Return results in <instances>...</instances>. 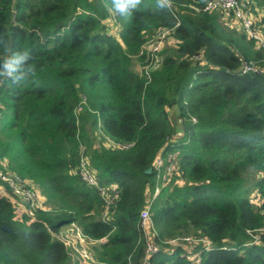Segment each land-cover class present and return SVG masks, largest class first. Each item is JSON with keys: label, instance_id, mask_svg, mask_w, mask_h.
<instances>
[{"label": "trees", "instance_id": "obj_1", "mask_svg": "<svg viewBox=\"0 0 264 264\" xmlns=\"http://www.w3.org/2000/svg\"><path fill=\"white\" fill-rule=\"evenodd\" d=\"M206 1L142 0L124 18L111 0H0V64L27 50L36 72L20 84L0 78V169L32 181L45 206L18 218L0 194V264H81L54 235L72 222L95 240L100 264H140L139 214L161 149L177 152L184 182L151 204L156 240L194 231L212 249L199 263L181 247L160 251L154 264H264V47L232 11L192 8ZM249 1L264 10V0ZM256 24L264 37V16ZM160 26L174 27L172 41L148 79L140 52ZM243 61L254 69L241 73ZM81 148L99 182L119 186L110 220L75 173Z\"/></svg>", "mask_w": 264, "mask_h": 264}, {"label": "built area", "instance_id": "obj_2", "mask_svg": "<svg viewBox=\"0 0 264 264\" xmlns=\"http://www.w3.org/2000/svg\"><path fill=\"white\" fill-rule=\"evenodd\" d=\"M169 6V5H167ZM196 11L202 10L205 12H213L222 10L225 12H233V20L240 23L241 28L245 31L247 38L253 39L257 47H264V37L261 33L259 22L261 8L252 5L249 0H207L202 6H192ZM254 9L255 11H253ZM174 27L160 26L158 27L152 38L147 40L142 46L140 54L144 55L142 69L144 75L150 79L151 71L157 69L161 65L160 51L172 41ZM253 63L243 61L241 73L253 70ZM81 109L80 104L76 111ZM195 122V118H192ZM172 122V121H171ZM179 122L181 120L179 119ZM173 124V122H172ZM179 125H175L178 129ZM178 133H181L178 131ZM178 137L175 135L173 140ZM168 142H170L168 140ZM115 147L127 149L131 143H114ZM161 149L151 164L152 177L146 186V191H151V195L146 199L145 206L139 214L138 226L142 232L144 239L143 254L140 264H154L153 257L160 251L172 252L177 247L183 249L182 255L186 256L193 262L201 261V253L212 249L211 242L208 238L196 235H181L171 238H166L160 242L156 240L158 232L153 224L150 207L153 200L158 197L164 188H171L174 184H182L184 181L179 177L177 152H163ZM75 173H78L82 182L96 189L99 197L103 201V212L101 219L103 221L110 220L112 211L117 207V201L120 195V189L117 183L102 184L99 182L95 173L91 169L86 155L83 153V148L80 150L78 165ZM0 194L8 198L14 206V209H19L24 206L29 207V210L34 208L44 209L42 197L38 189L32 184L22 179L19 175L11 171L5 172L0 169ZM257 196V195H255ZM252 202V201H251ZM255 204H258L254 202ZM68 249L69 255L76 256V259L81 264H100L90 251V246L95 243V240L85 235L82 229L74 222L64 228L55 235ZM254 242L258 240V235H254ZM104 240V239H102ZM197 245L200 247L196 248Z\"/></svg>", "mask_w": 264, "mask_h": 264}, {"label": "clouds", "instance_id": "obj_3", "mask_svg": "<svg viewBox=\"0 0 264 264\" xmlns=\"http://www.w3.org/2000/svg\"><path fill=\"white\" fill-rule=\"evenodd\" d=\"M142 0H111V8L109 11H114L124 18L130 17L134 11L138 10ZM172 0H160V6L169 5L171 7ZM4 52H9V43L5 42L3 46ZM29 59L33 60L31 53L27 50L22 52H15L3 60L0 64V78H9L13 83L20 84L23 82L27 73H32L34 76L36 72H33L35 63L25 65V62Z\"/></svg>", "mask_w": 264, "mask_h": 264}, {"label": "rangeland", "instance_id": "obj_4", "mask_svg": "<svg viewBox=\"0 0 264 264\" xmlns=\"http://www.w3.org/2000/svg\"><path fill=\"white\" fill-rule=\"evenodd\" d=\"M260 12L261 13H264V10H260ZM264 15H262V16H260V18L259 19H261V17H263ZM108 31L110 32V33H116V31H117V29L115 28V27H113V26H111V27H109L108 28ZM115 35H117V34H115ZM80 92V91H79ZM82 93H83V91H81L80 93H79V104H80V106L82 105V103H84L83 102V100L85 99V97L82 95ZM84 94V93H83ZM82 107V106H81ZM84 110V109H83ZM168 111H169V117H170V119H171V121L173 122V124L174 125H179L178 126V129H180L181 128V122H179V118H178V114H177V107H176V105H174L173 106V108H168ZM177 135V137L178 138H180L181 137V134L180 133H178V134H176ZM177 138V139H178ZM1 165H2V167L4 168V169H6L7 167H8V161H7V159H4L3 161H1ZM12 173H15V172H12ZM15 174H17V173H15ZM27 182H29V183H31L32 185H34L33 184V182L32 181H30L29 179H25ZM38 189V188H37ZM38 192H39V194H40V198L42 197V195H41V193H40V190L38 189ZM256 195V192H253V194L251 195V201L254 203V202H256L257 203V201H258V198H257V196H255ZM15 212H16V216L18 217V218H20V217H23L24 215H26L27 217H28V219L30 220H33V218L35 217L34 215H33V210H29V207H27V206H24L23 207V209L22 208H19V209H15ZM70 225V223L69 224H67V225H64V226H62L60 229H59V231L57 232V233H54V235H56L57 236V234H59V232L60 231H62L64 228H66L67 226H69ZM195 234V232L194 231H189V233L188 234H186V235H194ZM97 245H98V243H97ZM97 249V251L98 252H100V249H99V247H97L96 248ZM71 257V260L74 262V261H76L77 259H76V256H74V255H72V256H70Z\"/></svg>", "mask_w": 264, "mask_h": 264}]
</instances>
